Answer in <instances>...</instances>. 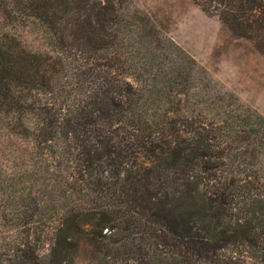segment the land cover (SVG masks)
I'll return each instance as SVG.
<instances>
[{"label":"trees","instance_id":"1","mask_svg":"<svg viewBox=\"0 0 264 264\" xmlns=\"http://www.w3.org/2000/svg\"><path fill=\"white\" fill-rule=\"evenodd\" d=\"M264 57V0H192ZM264 117L134 0H0V264H264Z\"/></svg>","mask_w":264,"mask_h":264},{"label":"rangeland","instance_id":"2","mask_svg":"<svg viewBox=\"0 0 264 264\" xmlns=\"http://www.w3.org/2000/svg\"><path fill=\"white\" fill-rule=\"evenodd\" d=\"M134 2L225 90L264 117L263 56L246 42L231 38L216 18L204 15L192 0ZM13 238L9 227L0 224V260Z\"/></svg>","mask_w":264,"mask_h":264}]
</instances>
